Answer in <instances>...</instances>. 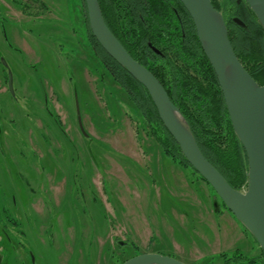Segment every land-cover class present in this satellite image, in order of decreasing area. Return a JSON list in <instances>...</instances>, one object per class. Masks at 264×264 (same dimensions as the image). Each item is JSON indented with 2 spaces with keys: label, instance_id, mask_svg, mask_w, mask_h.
Segmentation results:
<instances>
[{
  "label": "rangeland",
  "instance_id": "1",
  "mask_svg": "<svg viewBox=\"0 0 264 264\" xmlns=\"http://www.w3.org/2000/svg\"><path fill=\"white\" fill-rule=\"evenodd\" d=\"M82 1L0 0L2 264H123L146 253L263 264L254 238L165 155L94 55Z\"/></svg>",
  "mask_w": 264,
  "mask_h": 264
},
{
  "label": "trees",
  "instance_id": "2",
  "mask_svg": "<svg viewBox=\"0 0 264 264\" xmlns=\"http://www.w3.org/2000/svg\"><path fill=\"white\" fill-rule=\"evenodd\" d=\"M98 1L110 31L131 57L150 70L164 86L171 101L189 123L206 159L234 189L245 190L248 185L245 150L234 133L216 75L199 43L193 21L180 0ZM212 3L226 21L238 59L252 78L263 86L264 30L255 14L244 0H212ZM82 7L88 43L94 55L126 92L165 155L199 175L163 126L144 86L111 58L93 37L84 0ZM178 15L181 22H178ZM234 18H239L245 27L234 23ZM149 44L159 53L151 50ZM258 259L264 264L262 250ZM243 260L244 256L238 254L225 259L224 264H243ZM257 261L255 258L246 259L248 264H258Z\"/></svg>",
  "mask_w": 264,
  "mask_h": 264
},
{
  "label": "water",
  "instance_id": "3",
  "mask_svg": "<svg viewBox=\"0 0 264 264\" xmlns=\"http://www.w3.org/2000/svg\"><path fill=\"white\" fill-rule=\"evenodd\" d=\"M240 1V0H239ZM264 30V0H244ZM191 17L199 43L216 75L236 137L248 161V185L234 189L201 152L195 136L166 89L153 73L134 60L105 23L98 0H84L90 31L102 49L147 90L159 118L190 166L209 184L227 210L264 253V85L260 86L238 59L226 21L212 0H180ZM241 27L245 24L234 18ZM8 88L14 95L13 78ZM78 120L83 133L81 118ZM123 264H185L173 257L146 253Z\"/></svg>",
  "mask_w": 264,
  "mask_h": 264
},
{
  "label": "flooded vegetation",
  "instance_id": "4",
  "mask_svg": "<svg viewBox=\"0 0 264 264\" xmlns=\"http://www.w3.org/2000/svg\"><path fill=\"white\" fill-rule=\"evenodd\" d=\"M178 22H181V18L178 15ZM86 36H87V31H86ZM88 39V36H87ZM149 47L151 48V50H153L156 53H159V51L157 50V48L153 47L151 44H149ZM96 56V55H95ZM97 57V56H96ZM98 58V57H97ZM8 83V82H7ZM55 120V118H54ZM0 264H2V258H0Z\"/></svg>",
  "mask_w": 264,
  "mask_h": 264
}]
</instances>
